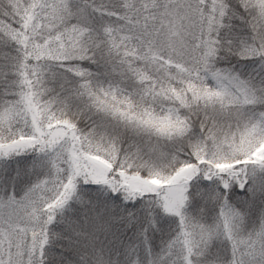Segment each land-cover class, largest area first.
<instances>
[{"label": "snow or ice", "instance_id": "1", "mask_svg": "<svg viewBox=\"0 0 264 264\" xmlns=\"http://www.w3.org/2000/svg\"><path fill=\"white\" fill-rule=\"evenodd\" d=\"M0 264H264V0H0Z\"/></svg>", "mask_w": 264, "mask_h": 264}]
</instances>
